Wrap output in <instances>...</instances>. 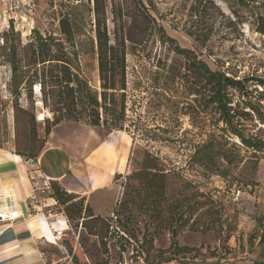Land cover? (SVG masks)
Returning a JSON list of instances; mask_svg holds the SVG:
<instances>
[{
    "label": "rangeland",
    "instance_id": "1",
    "mask_svg": "<svg viewBox=\"0 0 264 264\" xmlns=\"http://www.w3.org/2000/svg\"><path fill=\"white\" fill-rule=\"evenodd\" d=\"M141 1L105 0L108 37L112 42L123 38L126 47L122 129L91 126L85 116L64 119L52 126L44 143L57 137L77 154L92 141L93 148L109 147L115 138L121 149L111 163L117 162L119 155L123 160L119 172L101 192L80 196L65 190L73 202L82 197L99 218H80L70 207L67 231L57 244L45 246L46 262L105 264L108 260L118 264L117 243L108 241L106 252L100 237L105 231L102 218L119 207L124 225L162 251L160 261L172 257L184 264H255L264 258V152L259 154L254 170L247 160L249 150L236 137L230 138L236 146L220 138L223 124L217 112L212 106L206 108L205 97L192 92L199 80L187 71L192 59L174 50V45L189 48L211 69L236 77H264V34L256 30L254 9L238 0ZM0 16V146L14 150L16 142L21 148L28 142L30 114L35 115L38 135L43 137L44 119L53 118V101H42L37 84L31 97L22 91L16 102L10 95L11 46L26 62L24 49L33 30L63 39L59 20L67 16L73 26L81 73L92 88L99 90L97 59L92 51L95 14L92 0H0ZM37 67L40 73L41 66ZM255 83L251 80L250 89ZM231 92L234 102L241 99L237 92ZM15 103L22 109L17 122ZM262 107L264 112V100ZM244 125L246 135L264 139V125L258 120H244ZM210 137L215 145L230 146L235 155L232 164L217 159L218 171L198 165L193 157L195 148ZM151 162L156 163L151 173H159L164 179L162 189L157 185L149 188L142 180V169ZM94 175L104 177L105 182L109 179L107 170ZM51 183L38 184L46 191L40 193L45 198L52 197ZM234 188L241 191L237 197ZM52 205L54 211L66 216L65 205L57 200ZM94 224L100 229L99 238L88 233ZM173 241L190 251L170 247ZM131 252L126 246L127 259ZM135 254L134 249L133 257ZM142 263L133 258L129 264Z\"/></svg>",
    "mask_w": 264,
    "mask_h": 264
},
{
    "label": "trees",
    "instance_id": "2",
    "mask_svg": "<svg viewBox=\"0 0 264 264\" xmlns=\"http://www.w3.org/2000/svg\"><path fill=\"white\" fill-rule=\"evenodd\" d=\"M238 1L243 6L254 9L252 13L256 23V30L264 34V0ZM92 2L95 14V43L92 45V51L97 59L99 90L92 88L81 73L78 51L73 40V26L67 16L59 20V28L64 36L63 39L56 38L51 34L42 35L39 31L33 30V37L24 49L26 62L19 57L16 47L11 46L8 56L11 73L7 83L10 95L16 102L22 91L28 97H31L32 87L37 84L42 93V101L46 102L48 98L53 101V118L51 120L44 119L47 125L43 137L38 135L35 115L30 114L29 125L32 133L28 142L23 148L16 142V148L14 149V152L21 156L35 160L43 149L52 126L64 119L79 120L85 116L87 123L91 126H103L109 131L122 129L126 108L124 95L126 91V47L123 38L112 42L108 37L105 0H92ZM138 2L142 4L141 0H138ZM160 30L164 34L161 27ZM174 50L185 58L192 59V66L187 67V71L191 73V76L196 75L199 79L194 83L192 92L205 97L206 108L212 106L217 112L218 121L223 124L220 127L222 132L220 138H223L224 142L236 146L234 142L230 141L231 137H236L243 147L249 150L247 160L251 162L255 170L260 158L259 154L264 152V139L255 135H246L244 120L255 118L264 125L262 107L264 77L255 79L248 76L236 77L224 70L211 69L206 62L199 61L196 54L189 48L174 45ZM38 65L41 66L40 73H38ZM30 71L31 74H29ZM187 76L190 77V75ZM251 80H256V87L260 89L256 87L250 89ZM185 81L187 84L190 82L189 79H185ZM231 91L237 92L241 99L234 102V94ZM254 92H256L255 95H253ZM239 104H242V107H239ZM20 110H22L21 107L15 103V122L19 119L18 112ZM193 157L198 165L207 167L211 171H218L216 167L217 159H223L227 164H232L235 155L230 146L215 145L210 137L195 148ZM238 161H241V158ZM154 170H156L155 162L146 163L142 169V180L149 188L157 185L158 188L162 189L164 187V179L159 173H151ZM51 189L52 198L65 205L64 212L67 218L70 217L69 213L71 212L69 211L72 209L80 218L86 217L98 220L99 216L92 213L91 207L88 203H84L82 197L79 198V201H74L76 202L74 203L70 199L71 195L65 193L66 191L57 182L51 183ZM70 207L71 209H69ZM113 212L117 216L119 230L135 241H142L139 252L140 254L143 253L142 256L146 264H160L175 260L172 257L163 261L158 260V254L162 251L158 252L154 249L150 239H146L143 235L139 237L129 227L124 225L119 207H115ZM102 219L105 227L104 235L100 237V229L95 224L93 225L94 230L89 228L88 233L93 234L97 238L100 237L107 252L108 239L112 237V233L108 217H103ZM81 225L85 227L84 222ZM171 246L186 252L190 251L188 247H181L174 241L171 242ZM119 247L120 250H125L123 244L120 245L119 243ZM117 254V261H119L120 251H117ZM105 264H110V262L105 260ZM255 264H264V258L256 260Z\"/></svg>",
    "mask_w": 264,
    "mask_h": 264
},
{
    "label": "crops",
    "instance_id": "3",
    "mask_svg": "<svg viewBox=\"0 0 264 264\" xmlns=\"http://www.w3.org/2000/svg\"><path fill=\"white\" fill-rule=\"evenodd\" d=\"M56 138L48 139L34 161L0 146V209L11 205L20 214L11 225L0 224V264H47L45 246L57 244L68 229L66 216L53 210L54 199L40 194L46 192L38 186L41 181L57 182L80 196L93 195L105 189L122 166L120 155L111 163L121 149L115 138L109 147L93 148L92 141L77 154L71 145ZM103 170L109 174L107 182L94 175ZM160 264L181 263L172 260Z\"/></svg>",
    "mask_w": 264,
    "mask_h": 264
},
{
    "label": "built area",
    "instance_id": "4",
    "mask_svg": "<svg viewBox=\"0 0 264 264\" xmlns=\"http://www.w3.org/2000/svg\"><path fill=\"white\" fill-rule=\"evenodd\" d=\"M0 21H1V16H0ZM4 22L6 24H8V21L6 19H4ZM0 41H1V43L3 42L2 39ZM30 161H34V160L30 159ZM45 186H46V188H49L48 185H45ZM240 192L241 191L239 188L233 189V194H235L236 197L240 195ZM54 203H56L55 200H54ZM19 217H20L19 210L16 207H13L11 205H6L0 209V224L11 225ZM108 220H109L110 229H111V233H112V237H110L108 239V241L116 242L117 243L116 247L118 248V251H120V259L118 261V264H129L130 262H132L133 258H136L140 262L143 261L142 264H146L144 261V258L142 256L143 253L140 254V252H139L140 245L139 246L137 245V244H141L142 241L141 240L135 241V240L131 239L123 231L119 230V228L117 226V224H118L117 216L115 215V213L113 211L110 213ZM121 241H124V242H121ZM134 242L136 243V246L134 245ZM119 243H120V245L121 244L124 245L125 250H120ZM126 246L131 247V251H132L131 255L128 256L129 259H127L125 256ZM134 249H135L136 254L133 257Z\"/></svg>",
    "mask_w": 264,
    "mask_h": 264
}]
</instances>
